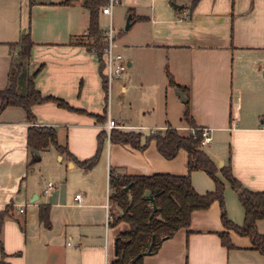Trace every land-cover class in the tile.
Here are the masks:
<instances>
[{
    "label": "crops",
    "instance_id": "1",
    "mask_svg": "<svg viewBox=\"0 0 264 264\" xmlns=\"http://www.w3.org/2000/svg\"><path fill=\"white\" fill-rule=\"evenodd\" d=\"M64 1L0 0V90L8 85L13 44L29 25L28 72H36L35 88L74 108L35 105L31 123L21 107L8 106L0 114V213L7 210L0 227V264H110L116 259L115 238L129 225L109 224L121 211L109 198L111 207L105 208L112 191L107 170L118 167L127 176L188 175L185 151L166 160L153 141L141 151L106 140L105 153L84 171L76 160L94 155L108 117L142 137L167 127L188 135L190 126L182 118L188 107L194 127L210 129L211 142L201 148L218 169L229 165L243 187L264 192V0H198L192 9V0H174L178 8L173 0H117L109 15L101 7V35L109 22L120 28L129 17V28L116 41L128 64L117 87L140 102L132 110L134 123L113 116L111 104L105 110L104 57L100 70L98 56L86 45L89 12L82 0ZM166 72L184 94L169 85ZM33 123L54 128L57 143L75 161L52 146L35 156L26 145ZM189 178L198 194L214 190L203 171ZM222 180L227 217L241 225L243 208ZM47 182L54 184L50 192H44ZM76 194H81L79 203ZM44 205L49 228L38 219ZM220 214L217 201L193 211L188 228L164 240L142 264H264L250 240L231 230L237 248L221 246L218 234L226 230ZM256 227L264 233V221Z\"/></svg>",
    "mask_w": 264,
    "mask_h": 264
},
{
    "label": "trees",
    "instance_id": "2",
    "mask_svg": "<svg viewBox=\"0 0 264 264\" xmlns=\"http://www.w3.org/2000/svg\"><path fill=\"white\" fill-rule=\"evenodd\" d=\"M73 0H65L63 4H69ZM198 0H192V9ZM82 6L89 12L88 32L90 41L86 43L89 49L94 52L99 59L100 70L103 69V50L106 43L102 41V35L98 28L99 9L107 4V0H82ZM174 8H178L171 1ZM29 25L20 34L18 41L13 44L15 54L12 58L8 72V85L0 90V114L8 106L21 107L26 116L27 122H35V115L32 107L35 105L52 102L57 106L74 109L67 102L54 96H44L38 91L33 83L36 72H28V60L30 49L33 43L30 40ZM169 85L182 94L185 88L177 86L172 77L166 72ZM103 89L106 92L107 84L105 75L102 76ZM105 97L107 95L105 94ZM183 121L190 127H194L193 119L188 107L182 115ZM98 122L103 123L104 119L98 117ZM141 134L133 131L111 130L109 141L116 144L130 145L137 150H144L150 141H154L157 151L166 159L175 157L179 149H184L187 153V172L185 176H174L170 174H152L150 176H114V171L110 170L109 186L111 194L109 201L116 205L121 214L118 218H112L109 224L115 225L121 221L129 225V231L120 233L115 238V257L110 264H142L143 257L157 252L161 243L173 236L181 229L189 226L190 215L195 210H205L214 201L219 203L221 210L220 220L225 232L218 234L221 246L226 249H235L237 246L231 241L227 231L231 230L239 236L247 237L252 248L260 255L264 256V233L257 231L256 223L264 221V192H254L243 187L232 172L230 166H223L220 169L210 159L201 148V133L196 131L194 135H180L175 129L167 127L164 130H156L144 137L141 144ZM97 146L94 155L77 164L84 171L94 167L102 151L103 143L107 140L106 132L101 130L97 134ZM26 145L33 151H41L49 146L54 147L60 153L69 155L66 147L57 143L56 131L52 127L32 125L27 129ZM193 171L205 172L214 183V190L205 194H198L190 181L189 174ZM228 182L230 188L236 193L237 198L243 208L244 218L241 225L231 222L226 214L224 201V183ZM129 187L130 197L124 191V187ZM153 196L157 210L153 217L149 219L151 212L148 197ZM7 210L0 213V227ZM49 207L41 206L38 212V219L45 227H50ZM152 236L155 241L149 249ZM0 250H2L0 244ZM3 254V252H1ZM138 256V257H137Z\"/></svg>",
    "mask_w": 264,
    "mask_h": 264
},
{
    "label": "built area",
    "instance_id": "3",
    "mask_svg": "<svg viewBox=\"0 0 264 264\" xmlns=\"http://www.w3.org/2000/svg\"><path fill=\"white\" fill-rule=\"evenodd\" d=\"M116 3H117V0H107V4L102 7L101 12L103 14L109 15L111 8ZM113 36H114L113 29L111 26V22H109L107 31L104 32V34L102 35V41L106 43V46L103 50V57H104V63H105V69H106L105 77H106V84H107V88H106L107 97L109 96V93H110L112 81L114 79L121 77L128 69V64L124 60V58L120 54L113 52V42H114ZM91 50L94 51V49H91ZM33 125L35 124L33 123ZM123 128L124 126L117 125V123L109 117L107 118L103 126V130L106 132L107 140H109V134L111 130H117V129H123ZM189 131H190V134L192 135H194L196 131H199L201 133V142H200L201 146H204L211 142L210 129L190 127ZM117 174L118 173L114 172V176H117ZM109 176H110V170L109 171L107 170L108 180H109ZM53 189H54V184L51 182H47L44 192H50ZM74 198L79 203L81 200V194H76ZM108 198L109 196L107 192V199L105 203V208L107 211L111 207L110 204L108 203ZM18 211L22 213L23 209L19 208ZM107 217H108V214H107Z\"/></svg>",
    "mask_w": 264,
    "mask_h": 264
},
{
    "label": "rangeland",
    "instance_id": "4",
    "mask_svg": "<svg viewBox=\"0 0 264 264\" xmlns=\"http://www.w3.org/2000/svg\"><path fill=\"white\" fill-rule=\"evenodd\" d=\"M121 23V22H119ZM120 25V24H119ZM112 26V29H113V37H114V42H113V52L114 53H117V54H120L122 56V53L118 52V51H121L120 49H117L116 48V44H117V40L119 39V33H124L127 29H125V26H126V21L124 22L123 26H120V28H118V24L115 23L114 25H111ZM107 27L108 25L106 24L105 26V32L107 31ZM123 57V56H122ZM121 77L117 78L118 81ZM117 79H114L111 83V88H110V93H109V96L105 97V94L106 92L104 91V99H105V110H109V106L111 104L112 106V110H113V116L115 117H119V119H122V120H127L128 122H131V123H134V118H133V109L135 107H137L140 102L138 99L136 98H133V96L131 94H128V95H123L120 93V89H118L117 87ZM129 109V110H128ZM117 125H120V126H123L119 123H117ZM117 130H123V129H117ZM180 135H185V133H181V132H178ZM188 133V132H187ZM141 144L144 143V137H141ZM152 141H150L149 143H151ZM154 142V141H153ZM116 144V143H115ZM124 145V144H122ZM149 145V144H148ZM147 145V146H148ZM97 146V145H96ZM130 146V145H129ZM131 147V146H130ZM133 148V147H132ZM147 148V147H146ZM145 148V149H146ZM135 149V148H134ZM144 149V150H145ZM106 151V141L103 143V147H102V151H101V154L100 156L102 155V153L104 154ZM143 151V150H142ZM178 151H184V149H179ZM186 152V151H185ZM178 153V152H177ZM177 157V154L175 155L174 158L172 159H166V160H173ZM112 170L116 173H118L119 175L120 174H124L122 173L118 167H115V168H112ZM208 176V175H207ZM209 177V176H208ZM210 178V177H209ZM211 179V178H210ZM121 214L120 213H116V215L114 216V218H118L119 215Z\"/></svg>",
    "mask_w": 264,
    "mask_h": 264
},
{
    "label": "water",
    "instance_id": "5",
    "mask_svg": "<svg viewBox=\"0 0 264 264\" xmlns=\"http://www.w3.org/2000/svg\"><path fill=\"white\" fill-rule=\"evenodd\" d=\"M128 19H129V17H128ZM128 19H127V22H126L125 29H128V28H129V22H128ZM184 101H186V100H184ZM33 153L35 154V156H38V151H33ZM129 187H130V185L125 186V187H124V191H125L126 194L130 197ZM148 201H149L150 208H151V212H150V214H149V219H151V218L153 217L155 211L157 210V206H156V204H155V201H154V197H153V196H149V197H148ZM115 241H116V240H115ZM154 241H155V237L152 236L151 241H150V244H149V249L152 247ZM114 244H115V242H114ZM114 246H115V245H114ZM137 257H138V256H137ZM130 263H131V261H130ZM130 263H129V264H130Z\"/></svg>",
    "mask_w": 264,
    "mask_h": 264
}]
</instances>
